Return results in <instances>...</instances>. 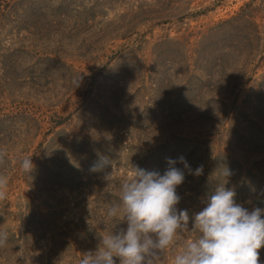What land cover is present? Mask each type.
Listing matches in <instances>:
<instances>
[{
  "label": "rangeland",
  "instance_id": "obj_1",
  "mask_svg": "<svg viewBox=\"0 0 264 264\" xmlns=\"http://www.w3.org/2000/svg\"><path fill=\"white\" fill-rule=\"evenodd\" d=\"M0 154V264H79L127 228L103 230L133 166L163 175L169 158L190 216L222 185L264 209V0H0ZM41 215L52 233H36ZM188 227L158 264L199 236Z\"/></svg>",
  "mask_w": 264,
  "mask_h": 264
},
{
  "label": "clouds",
  "instance_id": "obj_2",
  "mask_svg": "<svg viewBox=\"0 0 264 264\" xmlns=\"http://www.w3.org/2000/svg\"><path fill=\"white\" fill-rule=\"evenodd\" d=\"M0 154V160H2ZM179 162L189 174L199 176L203 165L191 169L181 156ZM168 170L161 175L133 166V175L121 184V203L107 209L109 218L125 221L127 228L102 237L95 252L83 254L79 264H158L162 252L173 244L178 231L192 229L199 236L186 243L174 257L173 264H260L259 250L264 247V209L251 210L235 200L236 192L218 186L206 198L202 210L190 216L187 209H178L181 196L178 186L185 180V172L167 159ZM111 161L101 156L90 171H102ZM22 170L34 168L31 157L21 161ZM226 176L231 173L225 169ZM110 174L105 176L108 181ZM7 178L0 175V199H4ZM7 241V233H0V246Z\"/></svg>",
  "mask_w": 264,
  "mask_h": 264
},
{
  "label": "trees",
  "instance_id": "obj_3",
  "mask_svg": "<svg viewBox=\"0 0 264 264\" xmlns=\"http://www.w3.org/2000/svg\"><path fill=\"white\" fill-rule=\"evenodd\" d=\"M48 215H41V220L40 221H42V222H40V221H37L36 222V224H35V226H37L36 227V229H35V231H36V233H41V232H45V233H47V234H49V233H52V231L51 230H47V228H48V226L49 225H47V224H45V222H47V221H45V218L47 217ZM112 220H115L114 221V223H117L118 221H119V218L118 219H113V218H107L106 219V225L104 226V228L105 229H103L104 230V232L105 233H110V227H111V225H113V224H110L111 223V221ZM124 224H126V222H124V221H122ZM60 233V232H59ZM26 234H28V235H32L31 233H29V232H26ZM103 235H105V234H103ZM33 236V238H36V236H35V232H34V235H32ZM55 237H51V241H55V240H57L59 237L61 238V240H59L60 242L64 239V241H63V243L66 241V238H65V234H64V232H61V235L60 234H55L54 235ZM62 236H63V238H62ZM24 239V238H23ZM55 242H57V241H55ZM58 243V242H57ZM26 244H27V242H26ZM59 244V243H58ZM58 244H54V242H51V244H50V246H52V247H60V245H58ZM25 245V244H24ZM30 246L32 247V246H35L33 243H31L30 244ZM93 248H96V246H94V245H90L88 242H86V245L83 247V248H81V250H83V249H87L88 250V252L89 251H92V252H94V251H96L97 250V248L95 249V250H93ZM2 249H3V246H0V253H1V251H2ZM27 249V248H26ZM29 251V250H28ZM30 253V255H32L35 259H36V261H40V262H48V260H50V261H53V260H55V259H59V258H61V257H65L66 255H67V252L62 248V250H61V256L60 257H58V253H60V252H52L51 250H49V252L47 253V257H43L42 256V254H40L39 252H37V250L36 249H34V250H32V251H30L29 252ZM2 254V253H1ZM26 256V255H25ZM54 256H56L55 258H53ZM58 257V258H57ZM4 259V258H3ZM6 260V259H5ZM25 260H27V258L26 257H24V258H22V261H25Z\"/></svg>",
  "mask_w": 264,
  "mask_h": 264
}]
</instances>
